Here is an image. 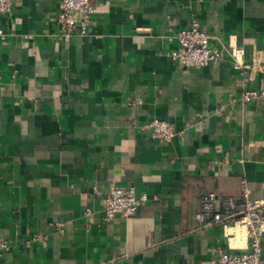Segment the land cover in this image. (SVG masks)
<instances>
[{
  "label": "crops",
  "instance_id": "1",
  "mask_svg": "<svg viewBox=\"0 0 264 264\" xmlns=\"http://www.w3.org/2000/svg\"><path fill=\"white\" fill-rule=\"evenodd\" d=\"M59 0H15L0 14V264H216L243 253L240 226L204 227L203 196L264 202V0H92L89 37L57 39ZM198 20L224 57L172 58ZM243 49L237 70L232 53ZM160 119L178 134L151 138ZM113 186L148 201L103 222ZM92 214L85 216V210ZM37 237V240H33ZM264 259V238H263Z\"/></svg>",
  "mask_w": 264,
  "mask_h": 264
},
{
  "label": "built area",
  "instance_id": "2",
  "mask_svg": "<svg viewBox=\"0 0 264 264\" xmlns=\"http://www.w3.org/2000/svg\"><path fill=\"white\" fill-rule=\"evenodd\" d=\"M15 0H0V14L12 12ZM96 8L92 0H59L57 23L60 44H68L75 37H89ZM0 37L5 33L0 29ZM177 49L172 58L187 69L208 67L220 61L224 49L211 46V36L203 30L198 20L180 31L176 37ZM233 57L238 60L244 56L243 49H235ZM251 65L237 61V70H248ZM245 104L263 103L264 90H246L240 96ZM152 139L160 141L173 140L178 132L170 123L153 119L147 125ZM252 191L246 178L241 180L239 196H226L217 192L205 194L201 200L200 210L195 219L204 227L221 224L223 226H240L247 232L248 247L243 253L234 254L220 248L217 250L216 264H264V202L252 198ZM148 201L147 195L138 197L134 187L113 186L110 188L103 208V222L110 223L117 216L129 218ZM85 216L92 211L85 210ZM39 238V237H37ZM34 237L33 240H37ZM11 249V243L0 237V259Z\"/></svg>",
  "mask_w": 264,
  "mask_h": 264
}]
</instances>
